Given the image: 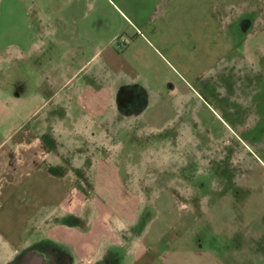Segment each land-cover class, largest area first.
I'll list each match as a JSON object with an SVG mask.
<instances>
[{
    "label": "rangeland",
    "instance_id": "rangeland-1",
    "mask_svg": "<svg viewBox=\"0 0 264 264\" xmlns=\"http://www.w3.org/2000/svg\"><path fill=\"white\" fill-rule=\"evenodd\" d=\"M31 7L46 13L45 20L75 18L80 31L89 27L97 47L120 52L134 72L132 113L150 120L105 122L100 129L96 122L95 131L75 138L74 176L80 154L92 162L103 149L107 161L120 162L119 181L112 170H88L81 188L89 201L116 211L133 195L136 222L140 213L154 217L152 200L166 190L178 200L168 214L181 221L167 222L164 239L182 232L186 244L189 232L204 235L211 239L195 240L198 248L224 257L226 246L225 264H264V0H0V44L20 43L28 25L22 8ZM6 68L0 65V85L20 93L4 82ZM9 76L21 79L16 71ZM34 81L29 76L27 91ZM114 129L123 131L111 137ZM218 185L225 190L212 193L219 203L206 214L207 195L196 189ZM197 193L200 210L191 206ZM43 233L29 229V248L58 264L57 250L40 243Z\"/></svg>",
    "mask_w": 264,
    "mask_h": 264
},
{
    "label": "crops",
    "instance_id": "crops-1",
    "mask_svg": "<svg viewBox=\"0 0 264 264\" xmlns=\"http://www.w3.org/2000/svg\"><path fill=\"white\" fill-rule=\"evenodd\" d=\"M35 11L22 8L28 25L18 34L20 43L0 44V65L7 67L4 82L20 90L15 94L0 85V264H47L29 248L34 243L26 233L33 227L47 230L40 243L57 250L58 264L68 259L70 264H225L226 246L224 257L212 247L198 248L195 240L207 242L208 236L189 232L186 244L182 232L170 242L164 239L168 223L181 221V215L168 214L178 200L166 190L152 200L154 217L140 213L136 222L133 195L122 198L125 205L116 211L100 200L89 201L82 190L88 170H112L119 181L120 162L107 161L103 149L92 162L80 154L74 176L75 138L95 131L96 122L100 129L105 122L150 120L132 113L138 102L130 90L134 72L126 68L120 52L111 45L97 47L89 27L80 31L73 17L45 20L46 13ZM14 71L21 79L9 76ZM29 76L35 80L32 91L25 86ZM112 131L111 137L123 130ZM223 190V185L196 189L207 195L206 214L219 203L212 193ZM196 196L191 206L200 210ZM198 213L193 214L195 222ZM259 226L264 228V222ZM180 243L187 247L180 248Z\"/></svg>",
    "mask_w": 264,
    "mask_h": 264
}]
</instances>
